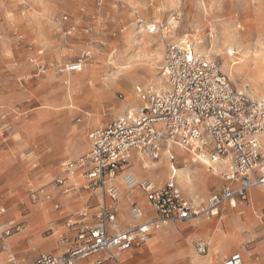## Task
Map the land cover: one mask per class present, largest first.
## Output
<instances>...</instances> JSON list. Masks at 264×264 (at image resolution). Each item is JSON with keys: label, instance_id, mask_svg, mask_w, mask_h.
<instances>
[{"label": "rangeland", "instance_id": "1", "mask_svg": "<svg viewBox=\"0 0 264 264\" xmlns=\"http://www.w3.org/2000/svg\"><path fill=\"white\" fill-rule=\"evenodd\" d=\"M64 16L67 22L62 21ZM172 17L178 22L176 28L169 23ZM69 26L71 34L67 33ZM182 37L192 43L197 38L203 41L210 58L229 76L236 72L239 85L232 81L237 87L248 86L256 97L264 96L251 81L253 68L264 64V0H0V199L8 207L2 220L25 225L33 207L45 204L53 210V202L32 197L33 191L37 195L44 189L49 193L50 187L59 188L56 179L64 175L63 164L89 151L93 129L129 110L131 104H123L133 79L144 89L147 79L161 76L162 69L153 72L155 59L161 54L163 66L168 46ZM78 61H82L83 71H69ZM40 63L45 66L42 72L37 68ZM108 64L128 68L135 75L111 84L110 99L93 98L87 106L70 99V87L75 98L84 94L83 82L96 83L107 77ZM68 79L74 80L71 86ZM137 104L143 105L139 96ZM169 151L174 160L164 151L161 159L154 161L159 164L149 168L134 152L130 168L159 184L169 178V161L178 169L203 167L179 147ZM211 173L208 181L219 184L209 191L223 181ZM191 174L195 177L193 194L198 195L202 207L208 195L200 198L196 176L203 173ZM120 221L124 222L123 216ZM198 221H180L169 227H181L185 239L197 231ZM168 228L158 233L167 235ZM52 234L50 227L42 236ZM198 242L207 241L195 239L194 251ZM13 252L25 256L16 249Z\"/></svg>", "mask_w": 264, "mask_h": 264}, {"label": "built area", "instance_id": "2", "mask_svg": "<svg viewBox=\"0 0 264 264\" xmlns=\"http://www.w3.org/2000/svg\"><path fill=\"white\" fill-rule=\"evenodd\" d=\"M67 20V16L62 18L63 22ZM72 30L69 26L67 33L71 34ZM37 68L39 72L45 70L42 63ZM82 69V61L68 67L69 71ZM162 75L167 90L140 91L142 107L128 110L112 122L93 129L89 151L65 162V176L56 179V185L63 186L66 195L79 187L77 183L65 185L67 179L82 172L87 182L84 188L99 193L104 201L108 198L111 204L104 203L93 213L86 208L79 213L77 221L67 222L68 233L59 241L66 247L65 252H45L31 261L10 250L8 239L24 225L2 220L8 207L0 199V255L6 252L0 264H80L96 255L105 257L96 264L106 261L127 264L122 258L124 253L141 248L168 224L217 217L223 205L230 203L235 207L238 202L248 200L253 188L264 187L261 142L264 101L254 99L248 86L237 87L216 59L207 58L182 43L168 46ZM166 147L181 148L193 163L222 164L218 175L223 184L210 193L202 207H196L184 196L177 175L158 186L149 179L140 181L131 171L129 163L134 152H143L157 161ZM122 186L130 193L136 190L145 193L154 211L151 219H144V209L133 200L128 209L130 222L121 229L118 214ZM45 191L38 192L39 196L33 191L32 197L53 202V209L59 210L60 203L54 202L53 195ZM195 250L205 256L209 245L198 242ZM223 264H245V261L241 253H234Z\"/></svg>", "mask_w": 264, "mask_h": 264}, {"label": "crops", "instance_id": "3", "mask_svg": "<svg viewBox=\"0 0 264 264\" xmlns=\"http://www.w3.org/2000/svg\"><path fill=\"white\" fill-rule=\"evenodd\" d=\"M74 157L76 158V155ZM159 162H154V165L149 167L156 166ZM173 166L174 164L171 161V171H173ZM131 171L134 172L132 168ZM134 173L137 174L136 176L140 181L146 179L140 173ZM202 173V175L196 176L198 181L200 180L197 190L199 196H201L200 198H204L207 195L208 198L210 193L214 191L209 190L213 186L218 185L219 182H213V180L209 182L208 178L211 175ZM84 181L86 182L82 172L81 176L68 178L65 185L77 182L81 185L77 183L78 189L66 195L63 194V186L48 188L49 191H47L53 194L55 200H61V210H51L45 204H41L40 207H33L31 213L27 216V223L23 229L10 238L11 250L16 249L19 254L25 255L24 257L31 261L45 252H65L66 247L61 245L58 239L68 233L66 229L67 222L77 221L79 213L86 208H89L91 213H93L102 204H111L108 198L104 201L99 193L86 190L84 185H82ZM118 181L120 182V180ZM163 183L164 181H161L158 185H162ZM122 191L124 197L122 198L118 214V222L121 229L126 228L130 222L128 209L133 200L144 209L145 220L151 219L154 216V211L143 191L138 190L129 193L125 186H122ZM196 196L199 202L198 195ZM120 216H123L124 222L120 221ZM217 217V221H213V219L211 221L199 220L197 231L189 234L185 239H182L181 232H179L178 228L181 227L171 225L168 228L169 234L164 235L166 237L165 242L156 240L153 244L154 247L152 245L147 246V242L141 248L132 249L124 253L122 258L127 264H223L230 255L241 253L245 264H264V187L253 188L249 192L248 200L238 202L235 207L230 203L223 205ZM50 227L54 230V234L43 238V232L50 229ZM157 233L151 239L161 236V234ZM197 238L207 241L206 243L209 245L207 255L200 256L195 253L193 241ZM45 241L48 244L42 245ZM5 258L6 253L5 255H0V261ZM98 259L103 258L101 255H96L81 261L80 264H96ZM104 264L115 263L113 261H106Z\"/></svg>", "mask_w": 264, "mask_h": 264}, {"label": "bare ground", "instance_id": "4", "mask_svg": "<svg viewBox=\"0 0 264 264\" xmlns=\"http://www.w3.org/2000/svg\"><path fill=\"white\" fill-rule=\"evenodd\" d=\"M175 19L176 18L172 17V18H170V22H169L170 25L173 26V28H176V26L178 24V22L175 21ZM185 37L179 38V41H177V43H182V44L188 45L191 48H193L196 52L202 54L203 56H205L207 58H210L211 55H210L209 51L205 48L203 41H201L200 39L197 38V39L193 40V43H192V42H190V40L186 39ZM170 38H172V37H170ZM155 60L157 62L155 63V68H154L153 72H158V70L162 69L161 63H159V62L163 61L162 55L159 54L158 57ZM109 64H108V66H109ZM109 67H110V71L111 72L108 71L106 73V76L107 77L99 78V81L96 82V83H88V82L85 83V82H83L84 83V85H83L84 87L83 88L85 89V91L83 92L84 94L81 93V95H75V98H74V95H73L72 91H75V90H72V87H70L69 88V90H70L69 91L70 92V96H69L70 99L72 101H74V100L77 101V103L85 104L86 106H87V104H90V105L92 104V103H88V102L90 100H92L93 98L103 97V98H109L110 99L111 98V88H110L111 87V84H113L115 82H118L119 80L131 79L135 75L128 68H124V67L123 68H119V67H114L112 65H110ZM81 71H83V69ZM252 71H253V74H252V77H251V81L254 84L255 90L256 91H259V92L260 91H264V64H261L260 66H255ZM230 77L234 81L235 84L239 85L240 78L238 77V75L236 74L235 71L231 72ZM83 79H85V78H83ZM83 79H82V76H81L80 81H84ZM133 82H134L133 87H131L130 89H127L126 90L127 97L125 99L124 104L122 103L123 105H125L127 103L131 104L130 108H128L129 111H136V110H138L140 108L138 106V104H137L138 96H140V91H146V92H149V93H159L161 91L167 90V88H168V86L166 84V81H165V78H164V76L162 74H161V76L159 78L158 77H152V78L147 79L146 82H145L144 89H143V87H141V85L139 84V82L137 80H134L133 79ZM68 83L71 86L72 83H74V80L68 79ZM249 92H250L251 96L254 99H257V100H260V101H264V96H262L261 98L256 97L254 91H252L250 88H249ZM262 93H264V92H262ZM76 133H78V132H76ZM62 138H64V137H62ZM56 141H54V143ZM261 142H262V145H263L264 138L261 139ZM54 150H56V148ZM61 152H63V151H61ZM69 152H70V150H69ZM167 153H168V156L170 158L175 159V155L171 151H169V149H167L165 151V154H167ZM137 154H138V157L141 158L142 162L144 163V165L146 167H149L151 165H154V162H152L151 159L147 158L143 152H140L139 151V152H137ZM183 154H185V153H183ZM184 163L188 164L189 161L186 160V158H185ZM170 164H171V161L168 162V168H169L168 175L169 176L177 175L178 176V181H179L180 185L182 186V188L185 190L186 194L192 199L193 203L195 205H197V207H201V204H198L199 202H198L197 196L192 193V190H193V186H192L193 177H192V174L191 173H194L195 171L199 170V171H202V172L207 173L209 175H210L211 172H212L211 174H218L219 173V169L222 168V164L213 165V164L207 162L208 165L203 164V167L202 168H196V167L189 168V166H187L186 169L185 168H179L178 169L174 165L172 167L173 168V171L170 170V168H171L170 167ZM210 165L213 166V169L212 170L209 168ZM192 169H194V170H192ZM154 184L157 185L156 183H154ZM160 185H158V186H160ZM136 191H138V190H136ZM129 193H130V191H129ZM123 197H124V195H123ZM196 219L197 220L204 219L205 221H211L214 218L207 219V218H204V217H198ZM168 227H169V224L167 226H165V227L162 228L163 231L165 229H167ZM162 229H160L158 231L161 232ZM158 231H156L155 233H157ZM164 235H165V233L163 235L159 236L158 238H153L152 240L150 239L148 241L147 246H151V245L153 246V244H154V242L156 240L157 241H161V242H165L166 241V237ZM13 236H11V237H13ZM10 238L8 239V243H9ZM47 244H48L47 241L43 242V245H47ZM9 247H10V243H9ZM5 253L6 252H4L2 254L5 255Z\"/></svg>", "mask_w": 264, "mask_h": 264}]
</instances>
